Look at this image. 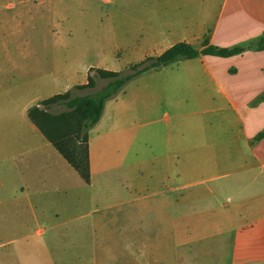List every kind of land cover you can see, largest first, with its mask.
Listing matches in <instances>:
<instances>
[{
	"label": "rangeland",
	"instance_id": "374dc122",
	"mask_svg": "<svg viewBox=\"0 0 264 264\" xmlns=\"http://www.w3.org/2000/svg\"><path fill=\"white\" fill-rule=\"evenodd\" d=\"M152 8L151 0H0V264H135L139 244L148 248L145 264L169 256L183 264L182 246L166 236L164 208L149 198L142 201V239H135L133 199L170 185L151 171L154 134L163 139L168 125L197 120L196 87L177 84L172 102L165 100L167 80L189 73L187 61L145 71L106 100L89 129V183L42 141L27 115L32 101L86 81L90 66L129 71L144 57ZM60 66L66 71L57 75ZM106 82L69 89L90 93ZM214 240L193 245L201 260L216 258Z\"/></svg>",
	"mask_w": 264,
	"mask_h": 264
},
{
	"label": "crops",
	"instance_id": "0c3cea01",
	"mask_svg": "<svg viewBox=\"0 0 264 264\" xmlns=\"http://www.w3.org/2000/svg\"><path fill=\"white\" fill-rule=\"evenodd\" d=\"M151 5L142 59L180 41L199 50L205 39L220 48L243 50L229 56L201 53L175 62L187 61L190 72L167 80L165 100L172 102L177 84L196 87L198 109L193 113L198 117L168 125L163 139L154 134L151 171L170 185L165 190L155 186L148 197L133 199L138 206L135 239H142V201L149 198L150 204L164 208L166 236L182 246L183 264H264V49L255 45L264 33V0H151ZM64 71L58 67L57 75ZM89 161L91 172L90 142ZM36 177L41 181L40 172ZM208 237L215 238L216 258L203 261L194 252L199 246L193 245ZM138 248L134 262L145 264L148 248ZM175 261L169 256L165 264Z\"/></svg>",
	"mask_w": 264,
	"mask_h": 264
},
{
	"label": "trees",
	"instance_id": "16d2710c",
	"mask_svg": "<svg viewBox=\"0 0 264 264\" xmlns=\"http://www.w3.org/2000/svg\"><path fill=\"white\" fill-rule=\"evenodd\" d=\"M201 50L184 41L177 42L159 55H149L129 65V71L91 67L85 83L76 88H93L97 78L106 79L105 85L98 91L76 94L72 89L56 93L42 99L28 108L27 114L34 125L50 141L68 163L79 173L85 182H90L89 129L96 124L104 111L106 100L114 96L127 81L135 76L175 63L181 59L197 57L199 54L229 56L243 50V47L220 48L208 44ZM258 49H264V33L255 42ZM264 97V94H263ZM58 104L64 107L59 112L50 108Z\"/></svg>",
	"mask_w": 264,
	"mask_h": 264
}]
</instances>
